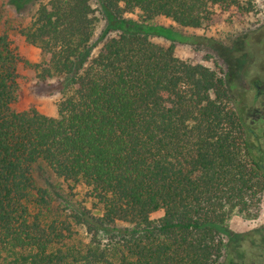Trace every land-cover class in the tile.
I'll return each mask as SVG.
<instances>
[{
	"label": "trees",
	"instance_id": "16d2710c",
	"mask_svg": "<svg viewBox=\"0 0 264 264\" xmlns=\"http://www.w3.org/2000/svg\"><path fill=\"white\" fill-rule=\"evenodd\" d=\"M10 3L27 14L18 34L39 59L22 61L0 31V264H244L245 239L259 231L264 244V226L229 223L261 214V134L218 68L176 57L146 28L156 17L241 27L261 12L256 1ZM21 62L55 115L15 108ZM38 165L81 187V199L55 205Z\"/></svg>",
	"mask_w": 264,
	"mask_h": 264
},
{
	"label": "rangeland",
	"instance_id": "374dc122",
	"mask_svg": "<svg viewBox=\"0 0 264 264\" xmlns=\"http://www.w3.org/2000/svg\"><path fill=\"white\" fill-rule=\"evenodd\" d=\"M255 1L261 12L251 17L245 26L220 24L211 29H191L179 27L164 17H156L149 23L157 25V29L147 27L146 30L152 33L153 42L164 47L174 45L176 57L218 68L226 76L227 89L235 111L241 114L244 123L252 124L260 132L264 147V0ZM92 7H97L95 1L92 2ZM125 17L133 21L136 14ZM27 18L25 12L20 13L14 9L10 0H0V31L8 34L22 61L34 63L39 59L38 48L24 42L18 34V27L24 25ZM101 27L102 22H99L97 31ZM18 73L23 97L15 108L32 104L43 114L55 115V100L44 94L29 66L21 62ZM35 170L36 183L49 188L55 205L63 204L67 199H81V187L69 190L65 182L43 165H38ZM262 211L264 215V202ZM161 214L162 211L154 212L151 218H157ZM260 216L255 220L234 216L229 226L236 232L258 230L264 226L262 215ZM260 236L261 232L256 231L245 239L244 264H264V244L260 243Z\"/></svg>",
	"mask_w": 264,
	"mask_h": 264
},
{
	"label": "crops",
	"instance_id": "0c3cea01",
	"mask_svg": "<svg viewBox=\"0 0 264 264\" xmlns=\"http://www.w3.org/2000/svg\"><path fill=\"white\" fill-rule=\"evenodd\" d=\"M260 215H262V219H263V221H264V218H263V216H264V215H263V211L261 212V214H260ZM260 217H261V216H260Z\"/></svg>",
	"mask_w": 264,
	"mask_h": 264
}]
</instances>
